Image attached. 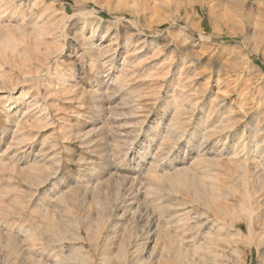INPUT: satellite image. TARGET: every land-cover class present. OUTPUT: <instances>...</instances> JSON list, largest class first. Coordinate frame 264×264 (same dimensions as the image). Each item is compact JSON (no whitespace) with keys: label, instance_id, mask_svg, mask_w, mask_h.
<instances>
[{"label":"rangeland","instance_id":"obj_1","mask_svg":"<svg viewBox=\"0 0 264 264\" xmlns=\"http://www.w3.org/2000/svg\"><path fill=\"white\" fill-rule=\"evenodd\" d=\"M182 253L264 264V0H0V264Z\"/></svg>","mask_w":264,"mask_h":264},{"label":"bare ground","instance_id":"obj_2","mask_svg":"<svg viewBox=\"0 0 264 264\" xmlns=\"http://www.w3.org/2000/svg\"><path fill=\"white\" fill-rule=\"evenodd\" d=\"M242 20H244V19H242ZM93 45V44H92ZM195 182V181H194ZM197 182V181H196ZM192 183V182H191ZM191 187V186H190ZM205 204L207 205V206H209V207H211V206H213L214 205V200L210 197V198H207V200H205ZM218 206V205H217ZM221 207V206H220ZM222 208H223V206H222ZM221 209V208H220ZM219 209V210H220ZM218 210V209H217ZM214 211H215V209H214ZM221 211V210H220ZM224 211V210H223ZM216 213V212H215ZM220 213V212H219ZM221 214V213H220ZM222 218V217H221ZM211 252V251H210ZM210 254V253H209ZM192 255H194V254H191V256ZM206 255V254H205ZM202 256V255H201ZM200 255L198 256L199 258H202ZM179 257V260L180 261H182V263L184 262L185 264H186V262H185V255H183V253L181 254V255H179L178 256ZM204 257V256H203ZM196 259H197V257H196ZM198 260V259H197ZM201 260H205V258L204 259H201ZM192 261V260H191ZM180 263V262H179ZM183 263V264H184Z\"/></svg>","mask_w":264,"mask_h":264}]
</instances>
